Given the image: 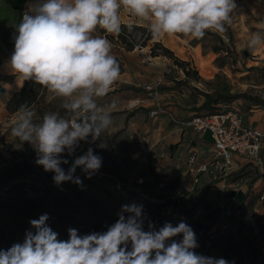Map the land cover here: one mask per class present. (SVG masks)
<instances>
[{
    "label": "clouds",
    "instance_id": "obj_1",
    "mask_svg": "<svg viewBox=\"0 0 264 264\" xmlns=\"http://www.w3.org/2000/svg\"><path fill=\"white\" fill-rule=\"evenodd\" d=\"M236 7L235 0H37L16 25L8 67L17 81H34L59 98L69 115L50 111L37 118L34 107L22 104L10 135L33 146L35 163L54 173L57 186L72 182L83 187L77 168L90 179L101 168L102 157L90 147L65 172L61 165L69 160L62 156H72L81 141L91 136L95 142L110 128L115 104L98 101L121 74L110 41L97 32L120 34L126 13L145 22L154 39H199L210 30L224 32ZM262 46L264 33H251L246 47L255 51ZM125 213L131 215L126 218ZM48 219L43 214L31 220L35 233L28 231L22 244L0 250V264H229L224 258L197 254L196 234L185 222L145 231L143 206L135 203L122 205L106 231L80 235L70 228L66 241L58 240ZM180 235L182 240L172 239Z\"/></svg>",
    "mask_w": 264,
    "mask_h": 264
},
{
    "label": "crops",
    "instance_id": "obj_2",
    "mask_svg": "<svg viewBox=\"0 0 264 264\" xmlns=\"http://www.w3.org/2000/svg\"><path fill=\"white\" fill-rule=\"evenodd\" d=\"M35 2L37 0H0V88L3 89L0 90V136L5 138L12 137L10 130L17 112L8 111L6 102L24 84L10 74L7 62L14 52L16 25L22 20V9H28ZM122 24L147 26L126 13H122ZM232 26L237 47L238 43L249 38L251 32L240 22ZM101 34L102 31L97 32V35ZM109 35L113 36V40L109 41L112 54L121 64V74L108 95L98 103L115 104L110 128L123 129L133 138L151 160L152 174L160 185L171 184L174 189L172 195L182 197L187 205H193V219L200 226L204 225L206 238L212 242V252L220 253L226 248L230 261L264 264V223L255 224L253 221L254 210L255 217L264 220V200L253 207L249 204L252 197L264 193V173H243L242 168L251 160L237 154L232 155L231 172L217 165L210 132H200L183 123L195 113L231 101L241 108L244 123L264 130V104L240 96L198 109L204 96L192 89L195 86L211 93H246L264 97L261 89L264 79L252 78L253 75H261L264 70L247 64L245 69L237 61L231 63L230 58L225 56L227 51L219 47L204 48L200 38L183 35L151 38L146 45L125 49L115 40L116 34ZM153 41H159L173 51L178 60L189 62L200 78L190 79L187 85H177L176 82L184 78L182 68L179 66L180 72H175L172 68L176 64L170 58L163 54L151 55ZM199 57L206 65L207 71L203 73L198 64ZM166 71H174L177 76L165 78ZM148 83L153 86L151 91L143 87ZM250 86L258 93L249 92ZM42 89L47 101L56 99L46 88ZM135 98L140 103L130 108L129 102ZM150 109H156L157 114L150 116ZM261 154L264 155V146ZM224 222H229L227 228H222Z\"/></svg>",
    "mask_w": 264,
    "mask_h": 264
},
{
    "label": "rangeland",
    "instance_id": "obj_3",
    "mask_svg": "<svg viewBox=\"0 0 264 264\" xmlns=\"http://www.w3.org/2000/svg\"><path fill=\"white\" fill-rule=\"evenodd\" d=\"M239 1L241 3L235 0L238 6L232 13L231 23L225 24L224 32L210 30L200 39L204 48L216 46L227 51L225 56L230 58L231 63L237 61L245 69L247 64L264 70V46L255 51L249 50L246 47V39L236 47L232 26L233 23L240 22L251 33H264V0ZM107 39L112 40L109 34ZM166 57L176 64L173 58ZM198 64L200 69L202 66L206 67L200 57ZM173 68L175 72H180L179 65L176 64ZM174 71H166L164 77L177 76ZM258 77L264 79V71L261 75H253L252 78L257 80ZM190 79H193V76ZM261 89L264 92V85ZM248 90L258 93L252 86L248 87ZM39 91L37 100L32 105L37 112V118L50 111L59 112L65 117L69 115L62 108L59 98L47 101L44 90ZM91 140L89 136L88 141H81V147L77 149L82 155L91 147L94 154L102 157L101 168L90 179L77 168L75 175L80 177L83 187L72 182L57 186L53 181L54 173L44 171L42 166L35 163L37 153L30 143L0 136V250L6 251L14 244H22L28 231L35 233L30 221L38 219L40 215L47 214L48 226L58 233V240L66 241L69 239L70 228L76 229L80 235L106 231L117 221L122 205L135 203L143 206L146 217L145 231H158L166 223L177 226L178 223L185 222L196 234L199 246L194 251L197 254L224 258L229 264H246L240 260L230 261L225 253L226 248L220 253L211 251L212 242L206 238L204 225L200 226V223L193 219V205H187L182 197L172 195L174 189L171 184L160 185L152 174L149 157L123 129L109 128L98 140ZM62 158L69 160V164L61 165L67 172L72 161L67 152ZM115 182L123 184L125 195L115 191ZM142 194L144 197H141ZM260 200L264 199L252 197L249 204L253 207ZM129 215L131 214L125 213L126 218ZM149 223L154 225L152 229H149ZM172 239L180 241L182 235ZM127 247L131 250L130 242Z\"/></svg>",
    "mask_w": 264,
    "mask_h": 264
},
{
    "label": "built area",
    "instance_id": "obj_4",
    "mask_svg": "<svg viewBox=\"0 0 264 264\" xmlns=\"http://www.w3.org/2000/svg\"><path fill=\"white\" fill-rule=\"evenodd\" d=\"M26 11H28L27 8L22 9V16ZM107 35L108 33L105 32L101 34L106 39ZM115 40H117V37H115ZM136 46L140 45L136 44ZM143 87L147 91L153 89L151 83L145 84ZM139 103L140 100L135 98L129 102V107H135ZM156 114V109L149 110L150 116H155ZM183 123L185 126H190L197 131L210 132L217 165L223 166L231 172V158L233 154H237L246 156L251 160V163L242 168L243 173H264V155L261 154L262 146H264V130L244 123L242 110L238 105L231 103V101L228 104L222 103L210 110L187 117ZM141 140L145 141V138L141 137ZM80 147L81 142L79 144ZM79 155V149H76L74 154L70 156V160L73 161ZM202 169H205V167ZM114 189L119 194H126V189L121 182H115ZM141 197H144L143 194ZM258 197L259 199H264V193H259ZM254 211V223H264V220H258L255 217L257 214L256 210ZM228 226L229 222H224L222 228H227Z\"/></svg>",
    "mask_w": 264,
    "mask_h": 264
},
{
    "label": "trees",
    "instance_id": "obj_5",
    "mask_svg": "<svg viewBox=\"0 0 264 264\" xmlns=\"http://www.w3.org/2000/svg\"><path fill=\"white\" fill-rule=\"evenodd\" d=\"M129 25L132 26L131 30H129V27H128ZM116 37H117V40L125 47V49H132L136 46V44L146 45L147 41L152 38L146 26L136 25V24H122V31L120 34H116ZM110 38L113 40V36L110 35ZM150 54L151 55L163 54V55L169 56L173 58L174 62L182 68L185 77L181 80H178L176 82L177 85H180V84L187 85V83L190 81L191 76H193V79L195 80H198L200 78L198 76L197 70H195L194 68L190 69L189 66H187L189 65V62L178 60L174 56L173 51L163 46L159 41L152 42L151 47H150ZM119 65L121 69L120 62H119ZM42 87H43L42 85H39L35 83L34 81H24V84L21 90L17 94L13 95L7 100L6 109L12 112V111L18 110V108L22 104H28L29 106H32L37 100V97L40 93L39 90L40 89L43 90ZM192 89L196 90L198 93L204 96V100L198 109H201L209 105H216L218 102H221L224 100L230 101L240 96H243L251 100L252 102H258V103L264 104V97L260 95L252 96L246 93H235V94H223L220 92L211 93L208 91L200 90L199 88H196L195 86H192ZM150 164H151V160H150Z\"/></svg>",
    "mask_w": 264,
    "mask_h": 264
},
{
    "label": "bare ground",
    "instance_id": "obj_6",
    "mask_svg": "<svg viewBox=\"0 0 264 264\" xmlns=\"http://www.w3.org/2000/svg\"><path fill=\"white\" fill-rule=\"evenodd\" d=\"M201 71H202V73H203L204 71H207L206 67L202 66Z\"/></svg>",
    "mask_w": 264,
    "mask_h": 264
},
{
    "label": "water",
    "instance_id": "obj_7",
    "mask_svg": "<svg viewBox=\"0 0 264 264\" xmlns=\"http://www.w3.org/2000/svg\"><path fill=\"white\" fill-rule=\"evenodd\" d=\"M244 53H246V51H244ZM0 90H1V91H3V89H2V88H0Z\"/></svg>",
    "mask_w": 264,
    "mask_h": 264
}]
</instances>
